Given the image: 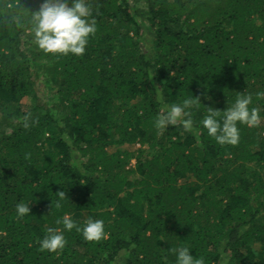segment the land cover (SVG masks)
Masks as SVG:
<instances>
[{
  "label": "trees",
  "instance_id": "obj_1",
  "mask_svg": "<svg viewBox=\"0 0 264 264\" xmlns=\"http://www.w3.org/2000/svg\"><path fill=\"white\" fill-rule=\"evenodd\" d=\"M88 2L85 54L55 56L32 42L43 0H0V264H174L181 246L205 264H264V0ZM241 93L261 122L220 145L200 121ZM187 97L201 102L193 130H157ZM136 143L148 150H120ZM65 215L103 220L107 238L73 229L41 251Z\"/></svg>",
  "mask_w": 264,
  "mask_h": 264
},
{
  "label": "clouds",
  "instance_id": "obj_2",
  "mask_svg": "<svg viewBox=\"0 0 264 264\" xmlns=\"http://www.w3.org/2000/svg\"><path fill=\"white\" fill-rule=\"evenodd\" d=\"M29 28L32 42L45 54L83 56L90 39L97 32V24L93 17V10L88 0H43L37 11L31 12ZM162 88H156L157 96L162 98ZM264 95V93L260 94ZM252 96L241 93L235 102L221 111L214 107H207V114L200 121L207 135L220 144L236 145L240 140L239 125L255 127L261 122L260 109L250 107ZM198 97H187L182 103L166 104L154 121L157 130L167 129L169 126H182L186 132L193 130V110L199 107ZM223 113V115L221 114ZM29 115H25L24 127H29ZM59 199L56 208L61 207V201L66 198L65 191L57 192ZM30 204L17 203L18 217L29 215ZM58 227H48L45 235L38 241L41 251L58 252L63 250L68 240L65 231L75 229L87 241L98 242L107 238L105 223L101 219L89 218L83 225L78 224L65 215L56 221ZM170 253L175 256L174 264H205V260L195 257L188 247L171 248ZM228 264V260H224Z\"/></svg>",
  "mask_w": 264,
  "mask_h": 264
},
{
  "label": "rangeland",
  "instance_id": "obj_3",
  "mask_svg": "<svg viewBox=\"0 0 264 264\" xmlns=\"http://www.w3.org/2000/svg\"><path fill=\"white\" fill-rule=\"evenodd\" d=\"M144 150L147 151L148 148L147 147H141L138 143L136 144H125L122 147H120V150H128L130 152L133 153H137L139 150ZM110 152H112L113 150H115V147H111L109 148ZM136 164V158H132V160H130L128 166L126 167V171H129L130 169L134 168Z\"/></svg>",
  "mask_w": 264,
  "mask_h": 264
}]
</instances>
